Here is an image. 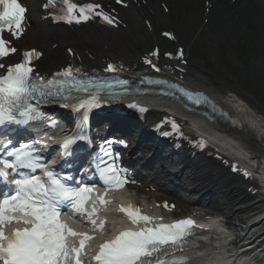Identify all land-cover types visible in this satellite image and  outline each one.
Wrapping results in <instances>:
<instances>
[{
	"label": "snow or ice",
	"instance_id": "obj_1",
	"mask_svg": "<svg viewBox=\"0 0 264 264\" xmlns=\"http://www.w3.org/2000/svg\"><path fill=\"white\" fill-rule=\"evenodd\" d=\"M117 4H123V0H115ZM63 7L62 15H53L54 21H63L66 24H81L94 18H99L102 22L115 26L116 19L110 15L101 3L87 2L77 3L76 0H61ZM50 5L56 6V0H47L43 5L47 9ZM167 11V8H165ZM27 8L20 3V0H0V126L7 124H25L28 121L42 118L38 111V105L31 103L37 98V94L43 99L53 96H62L65 101L69 99L64 94L65 86L68 91L87 93L86 99L79 100L72 104L74 111L85 110L84 115L93 108L101 107L103 102L102 93L111 95V84H93L77 80L74 73L79 69H73L71 66L57 72L54 77H64V79H48L35 72L32 65L33 58H39L42 53L36 49H29L23 52L22 60L15 64H5L4 58L10 57L18 50L12 46V39H19L24 33V22L26 19ZM5 33H8L12 39H7ZM163 36L168 39H174L172 33L164 32ZM69 54H73L71 49ZM159 49H154L150 55L159 56ZM169 58L183 59L182 49L177 50L175 54L171 52L164 53ZM144 62L149 64L155 71L160 69L148 57ZM106 71H115V66L111 63L107 65ZM39 81V85L37 84ZM149 84L164 85L168 89H174L183 98L196 104L212 105L216 111L214 102L209 100L199 92H192L179 85L169 84L163 80H148ZM124 86L128 81L118 82ZM54 85L60 87L54 88ZM93 89L89 91V89ZM167 94V93H166ZM173 95L175 93H172ZM64 107H69L64 104ZM130 108H138L143 113L147 109L137 104H129ZM221 116L227 117V113L220 112ZM171 129L179 134V124L171 118H168ZM233 126L239 125L238 120H232ZM50 126H55L52 121ZM242 127V125H240ZM169 133H165L168 135ZM74 137L64 140L60 145L64 155H70V146L76 143ZM200 147H205L206 142L201 139ZM31 149L32 146H26ZM105 155H109L105 153ZM103 168L99 169L101 181L105 187V195L109 189L122 188L129 181L119 175L115 168V161L108 164L101 161ZM0 164L15 174L17 166L29 168L33 172L37 169H45L46 161L41 158L35 150H22L15 154V161L0 159ZM233 171H240L237 165H231ZM245 177L249 175L247 171L242 173ZM7 173L0 171V177H6ZM65 179L55 174L54 169H45V178L41 179L35 175L25 176L12 180L15 186L14 193L6 195L0 200V264H83L81 256L86 242L94 239L87 233L75 231L68 224L60 219L64 208L70 207L72 216L69 219H75L77 215L86 216L88 221L94 226V231H100L104 227V221L99 224L93 219L98 212L97 203L101 206L110 203L105 199V195L97 197L92 188L80 186L73 188L65 183ZM165 208L169 207L167 203ZM119 211L124 213L129 221L135 225L140 221L151 223L152 217L140 214L139 208H133L132 205L124 207L121 205ZM13 223L30 225L25 228H13L10 232L6 229ZM195 222L192 219L176 221L172 224H158L154 228H143L139 231L123 230L114 236L111 240H105L99 245L98 251L93 255L92 260L96 264H140L145 258H151L154 253L159 252L164 246L176 245L186 237L193 234ZM69 237H79L78 247H68ZM183 250V249H181ZM155 264H187L184 257L172 260H156Z\"/></svg>",
	"mask_w": 264,
	"mask_h": 264
},
{
	"label": "bare ground",
	"instance_id": "obj_2",
	"mask_svg": "<svg viewBox=\"0 0 264 264\" xmlns=\"http://www.w3.org/2000/svg\"><path fill=\"white\" fill-rule=\"evenodd\" d=\"M181 1H185L187 3V7L191 13V16L183 17L182 13L181 16H179L180 9L177 8L174 12L170 13V15L168 14V17H165V15L160 11L161 8L156 4H153V15L144 9L141 10L142 14H128L129 26L123 32L107 33L104 30H101V27L88 24L87 26L80 27L76 34H73L74 32H71L69 29L64 27H56L53 29L51 27L38 25L40 37L39 40L41 42L40 44L46 48V45L42 42H48L49 40L53 39L54 41H59L62 45H75L76 48L82 53L89 51L90 53H100L106 56L114 55L127 60L136 59L143 51L147 50L151 44L160 41L156 35L151 38L144 36L145 29L140 22L143 17L158 18L160 19V25L167 24L176 25L177 27L179 26L178 35L181 38H185L187 35V32L184 30L186 24L185 20H188L193 16L197 18V20L200 19V11H198L195 0ZM221 18H228L227 14L225 13ZM259 50H261V54L264 53V42L262 43V46L259 47ZM259 50H257V52H259ZM58 54L59 57H61L60 53ZM261 54L257 53L252 57L250 71L253 76H259L261 78V89L264 91V57L260 56ZM61 59L62 58H60V60ZM215 59L216 58H214V60ZM213 74L210 71H205V73L194 75V84L196 86H200L201 89H204L209 94L213 95L218 100V104L221 106L222 111L227 113V117H215L212 127H215V129L220 128L221 131L225 132L237 133L240 136L245 137L243 142L253 154L254 164L247 168V171L251 174L252 180L244 179V182L247 183V186H249L262 201H264V106L255 100L254 97L246 94L243 91L242 86L246 84L244 81L245 76L243 74H241L233 82L224 80V78L221 77L223 79L220 80V84L218 86L213 84ZM240 77L244 83L240 82ZM248 85L252 91L260 89V87L255 83H248ZM254 94H256V92H254ZM239 98L243 101H240ZM235 99H237V101H235ZM246 105L251 109H248V112L244 114V111L247 108ZM234 119L239 121V125L233 126L231 124V121ZM199 124L204 128L209 125V123ZM240 125H242V127ZM139 133L140 135L143 134V129L141 126L139 128ZM217 141L220 145H222V151L223 144L226 145L224 151L229 156H241L239 149L231 146L227 139L223 138ZM147 150V155H149L152 150H150V147L148 146ZM194 160L195 161L192 163L182 162L181 164H178V166L170 155L165 154L163 163H161L157 170L151 174L152 180L150 183L163 186L166 181H169L171 184H175V186H186L189 188L190 195H198L199 202H203L204 199H207L209 202H213L216 199L233 194V198H231V200L236 199V202L238 201L234 205L236 208L232 214L225 210L223 217L226 218V225L230 230L229 235H233L235 238V241L232 243V249L234 251L231 255H240L244 252V249L242 248L251 244L250 242L243 245L244 243L241 242H245L255 237V235L258 233L254 230L258 228L259 222L263 220L260 215V211H264V208L259 210L256 214H251L254 217L250 219L248 216V210L250 207L239 206L241 194L238 192V190L227 187L228 180L230 181L233 176L230 177L227 174L226 169L214 162V160L211 158L207 159L201 156L200 159ZM198 164L201 166V168L196 170V166ZM142 165H147V163L143 161ZM191 168H193V170H191ZM210 174H212L213 177H211ZM244 182L240 178L237 184L239 183V186L241 187V185L244 186ZM215 185H218L221 190L215 188ZM166 188L171 189L172 191L174 189L170 187ZM164 192L166 193V189H164ZM165 193L154 196L156 198H160L165 196ZM172 194L179 199L180 196H182L180 192L175 190L172 192ZM189 204L194 205L192 203H188V205ZM138 208L140 212H146V210L150 209L148 207H144V209L140 207ZM148 211H151V209ZM234 215L239 216L238 218H233ZM250 232H252V234H250ZM226 236L228 235H225V237ZM261 236L262 235H256L257 238H261ZM221 242L222 241L216 239L215 237L213 239L214 248L212 249L211 245L209 244L207 249L211 250L212 252H216L214 250L219 247ZM244 255L248 254L244 253ZM241 257L242 256H240V258Z\"/></svg>",
	"mask_w": 264,
	"mask_h": 264
},
{
	"label": "rangeland",
	"instance_id": "obj_3",
	"mask_svg": "<svg viewBox=\"0 0 264 264\" xmlns=\"http://www.w3.org/2000/svg\"><path fill=\"white\" fill-rule=\"evenodd\" d=\"M250 56H251V54H250ZM255 80L259 85H261V83H260L261 79H255ZM246 87H248V85L245 86L244 88L246 89ZM254 92H257L256 94H258L261 97L260 93H263V90L260 88L259 91L256 90ZM215 201H219V203L216 204L218 206V208L220 207V208H222V210H224V211L226 210L227 212H229L231 214L235 209L234 206L231 204L233 199L231 200L230 196H225L223 198L216 199ZM240 206H242V205H240Z\"/></svg>",
	"mask_w": 264,
	"mask_h": 264
}]
</instances>
